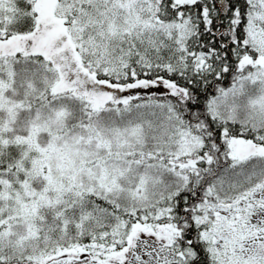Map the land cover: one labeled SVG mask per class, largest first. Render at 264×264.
Listing matches in <instances>:
<instances>
[{"label":"snow or ice","instance_id":"1","mask_svg":"<svg viewBox=\"0 0 264 264\" xmlns=\"http://www.w3.org/2000/svg\"><path fill=\"white\" fill-rule=\"evenodd\" d=\"M0 264H264V0H0Z\"/></svg>","mask_w":264,"mask_h":264}]
</instances>
